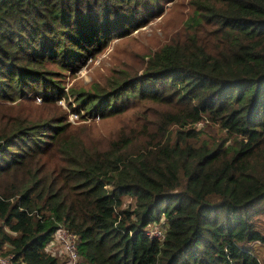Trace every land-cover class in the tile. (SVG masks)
I'll list each match as a JSON object with an SVG mask.
<instances>
[{"label": "trees", "instance_id": "trees-1", "mask_svg": "<svg viewBox=\"0 0 264 264\" xmlns=\"http://www.w3.org/2000/svg\"><path fill=\"white\" fill-rule=\"evenodd\" d=\"M166 2L0 0V254L11 264H67L48 248L59 229L80 264L264 263V0H190L141 76L79 82L73 105L58 104L52 68H78ZM114 117L105 135L81 124Z\"/></svg>", "mask_w": 264, "mask_h": 264}, {"label": "rangeland", "instance_id": "rangeland-1", "mask_svg": "<svg viewBox=\"0 0 264 264\" xmlns=\"http://www.w3.org/2000/svg\"><path fill=\"white\" fill-rule=\"evenodd\" d=\"M189 1L167 0L164 4L162 16L154 19L145 27L138 29L127 37L111 41L102 51L89 58L76 69L59 72L57 68H52L53 71L57 72L54 79L63 84V89L66 93L65 98L58 104L64 108L69 104L73 105L74 98H77V96L74 95L73 98L70 95V90L74 86H79V82L88 86L93 82L103 84L107 80H110L114 84V81L119 80V77H125L128 74L136 73L135 75L141 76L142 57L146 54H151L152 51L159 47L164 40L166 29L171 28L172 21L177 17V10L183 9L186 11ZM177 4L179 6L175 9ZM89 119L95 122H82L81 124H95L96 133L104 135L115 131L122 124L118 117L100 120L97 118ZM78 120L79 117L72 114L69 115L70 122L75 123ZM58 249H61V247L59 246ZM2 252L3 254H0V258L8 256L5 254L7 252L6 246H4ZM60 257L64 258L63 256ZM7 258L11 262V257L8 256ZM76 264H80V261Z\"/></svg>", "mask_w": 264, "mask_h": 264}, {"label": "built area", "instance_id": "built-area-1", "mask_svg": "<svg viewBox=\"0 0 264 264\" xmlns=\"http://www.w3.org/2000/svg\"><path fill=\"white\" fill-rule=\"evenodd\" d=\"M157 227L150 228L147 231L149 236L159 237L161 232ZM61 249H57V247ZM50 250H53L54 255H65L68 259L67 264H76L77 263V246H76V237L72 234L66 232L63 229H59L55 232L51 243L48 245ZM8 257V256H7ZM0 258V264H11L8 258ZM11 257V256H10Z\"/></svg>", "mask_w": 264, "mask_h": 264}]
</instances>
